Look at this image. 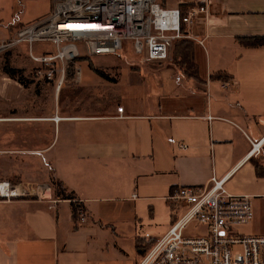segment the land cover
Returning <instances> with one entry per match:
<instances>
[{"label": "crops", "instance_id": "1", "mask_svg": "<svg viewBox=\"0 0 264 264\" xmlns=\"http://www.w3.org/2000/svg\"><path fill=\"white\" fill-rule=\"evenodd\" d=\"M25 1L0 0V44L70 0L34 11L27 4L39 0ZM196 33L198 79L168 61H148L120 73L115 105L102 112L49 95L27 104L23 82L5 72L0 180L51 184L54 177L83 203L88 222L78 228L72 201L56 194L0 201V264H138V239L159 241L169 229L170 193L212 176H228L230 194L252 197L255 218L240 230L264 235V178L252 162L264 165V47L237 40L264 36V0H210ZM217 73L231 78L212 79Z\"/></svg>", "mask_w": 264, "mask_h": 264}, {"label": "built area", "instance_id": "2", "mask_svg": "<svg viewBox=\"0 0 264 264\" xmlns=\"http://www.w3.org/2000/svg\"><path fill=\"white\" fill-rule=\"evenodd\" d=\"M209 6L210 0H180L174 8L159 0L60 2L48 17L24 27L17 39L0 48L28 45L31 60L41 65L37 77L47 81H54L55 73L61 72L58 97L70 64L73 75L82 80L78 60L115 55L125 41H132L135 53L150 62L167 61L177 41H198V22L207 18ZM40 42H51L55 52L37 55L34 47ZM57 64L63 67L57 69ZM123 110L118 108L119 113ZM260 148L261 143L254 145L250 154L259 153ZM227 179L212 176L203 186H183L171 192L167 197L173 214L169 229L138 264H264V235L240 230L255 218L252 197L230 194ZM54 194L50 184L0 180L3 202L52 200ZM73 202L82 205L76 208L75 225L83 227L87 211L81 201Z\"/></svg>", "mask_w": 264, "mask_h": 264}, {"label": "rangeland", "instance_id": "3", "mask_svg": "<svg viewBox=\"0 0 264 264\" xmlns=\"http://www.w3.org/2000/svg\"><path fill=\"white\" fill-rule=\"evenodd\" d=\"M31 0H26L25 3ZM49 0H39L32 5H28L29 9L34 11L42 9L47 6ZM161 3L164 0H159ZM176 0H165L167 6L172 7ZM0 25H3L2 23ZM17 39V36L7 40L3 43H9ZM192 42V41H190ZM1 45V44H0ZM176 43L173 45L169 59L167 60L174 65V50ZM35 53L43 55V53L53 54L55 47L51 42H40L35 44ZM148 60L137 55L134 51L132 41H125L122 49L115 55L100 56L91 59H81L76 62V65L82 67L84 73V82L78 80L72 72L73 66L69 65V71L66 74V80L57 97V84L61 79V72H56L54 81L50 82L47 79L37 77V71L41 67L40 64L35 63L30 58V50L28 45L23 44L14 46L11 49L2 50L0 48V78L7 76V69H15L18 71L16 79L23 82L21 91L28 94L29 101L31 98H41L43 95L54 96L55 101L60 105L70 106L73 109L85 107L91 112L101 111L110 105H115V90L113 84L116 83L117 78L125 69L133 70V67L141 64H147ZM63 66L57 64L56 68L61 69ZM178 68V67H177ZM179 69V68H178ZM96 70H101L105 77L96 73ZM181 70V69H180ZM101 82V83H100ZM99 83V84H98ZM50 84V85H46ZM43 86H46L44 91ZM27 106H25L26 108ZM10 181V180H9ZM14 182V181H12ZM54 193L55 187L51 181ZM76 200H78L76 198ZM74 201V199H73ZM80 201V200H79ZM173 214L171 213V216ZM171 222V221H170ZM144 258V257H143ZM142 258V259H143Z\"/></svg>", "mask_w": 264, "mask_h": 264}, {"label": "trees", "instance_id": "4", "mask_svg": "<svg viewBox=\"0 0 264 264\" xmlns=\"http://www.w3.org/2000/svg\"><path fill=\"white\" fill-rule=\"evenodd\" d=\"M165 5V0L163 2ZM239 43L242 46L247 48H259L264 47V36H247V37H239L237 38ZM175 57L173 59L174 65L181 69L183 73L192 79L199 78V68L195 63L194 58V43L188 40H181L176 42L174 54ZM6 73L13 78H16V74L18 71L15 69H7L5 70ZM100 76L105 77V74L101 70H96ZM230 75L227 73H217L216 75L212 76V79H223L224 81L230 80ZM252 162L255 166L257 176L260 178H264V165L261 164L258 160L252 159ZM53 186L55 187V194L64 200H71L72 201V208H73V215L74 219H76V208L82 206L80 203H74L73 199H76L74 193L69 192L67 188H65L64 184L57 180L56 178H51ZM138 249L141 250L142 258L147 254L150 248L157 243L155 239H146L141 238L138 239Z\"/></svg>", "mask_w": 264, "mask_h": 264}]
</instances>
